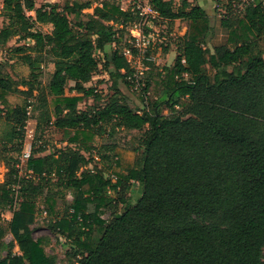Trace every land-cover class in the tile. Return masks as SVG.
<instances>
[{"label": "trees", "instance_id": "16d2710c", "mask_svg": "<svg viewBox=\"0 0 264 264\" xmlns=\"http://www.w3.org/2000/svg\"><path fill=\"white\" fill-rule=\"evenodd\" d=\"M2 1L8 25L0 30V44L13 37L30 39L37 56L53 60L48 87L53 124L71 131L70 143L88 151L91 147L82 135L102 133L107 126L146 129L142 152L123 179L94 171L77 175L88 160L72 149L42 157L33 150L27 169L38 180L21 185L25 193H20L10 222L19 253L0 259V264H53L29 229L33 197L42 179L53 174L63 177L72 197L71 214L56 220L53 229L71 239L79 257L76 264H264V48L259 43L264 37V0H249L241 14L224 17L226 43L212 52L202 49L208 15L199 5L178 0L175 9V0H146L160 19L189 21L195 30L180 38L173 66L158 70L146 62L149 78L142 92L150 110L141 114L119 91L90 113L77 110L82 99L78 94L94 92L84 84L98 70L95 51L105 54L106 46L114 44L105 54L106 72L116 80L132 75L121 38L125 25L138 21L136 15L122 12L115 1L103 2L73 31L68 16L97 0L74 2L61 10L51 4L35 8L33 0ZM35 24L50 25L51 32L35 31ZM24 63L32 73L39 60L26 55ZM68 82H73L77 96L65 94ZM15 85L0 74V103L10 124L7 140L22 143L29 103L6 105V96L18 92ZM163 107L169 115L161 114ZM123 181L137 182L140 196L134 204L122 202L111 219H101L102 205L111 203L106 193H117ZM15 192L6 183L0 185V198L12 202ZM88 204L94 205L92 212Z\"/></svg>", "mask_w": 264, "mask_h": 264}, {"label": "rangeland", "instance_id": "374dc122", "mask_svg": "<svg viewBox=\"0 0 264 264\" xmlns=\"http://www.w3.org/2000/svg\"><path fill=\"white\" fill-rule=\"evenodd\" d=\"M89 0H33L35 8L46 4L56 5L60 10L65 5H71L74 2L84 3ZM115 0H97L92 1L87 9H83L77 15H69L68 19L73 31H78L79 25L86 23L93 16L94 7H101L102 3H113ZM192 5H199L208 15L207 33L202 45L210 52L213 48L225 42L227 33L221 26V20L224 17H231L241 14L249 0H189ZM115 3H117L115 1ZM180 1L175 0L173 7L176 9ZM120 6V4H119ZM3 1L0 0V30L7 27L8 19L3 12ZM30 16L33 13L25 11ZM138 21L125 25V31L121 38V44L124 51H131L133 62L129 64L134 73V68L142 61L147 70H144L141 76H130L116 80L108 75L104 64L106 62L105 54L111 53L115 49L114 44L107 45L105 54L99 51L94 52L98 62V70L91 80L84 84L86 89H92L93 95L82 96L77 104V110L80 112H91L97 107H102L108 99L119 91L120 95L138 114L149 111L148 96L142 92L145 81L148 80V66L146 62L154 64L158 70L166 66H173L177 56V47L180 38L186 37L195 29L189 21L174 20L168 21L157 19L149 23L148 26H141V31L145 38L149 39V44L145 50V58L141 60L138 51H135L134 39L138 35L135 27ZM114 28H118L113 25ZM197 26L195 28H199ZM139 28V27H136ZM35 31L43 34L51 32L50 25L35 24ZM133 38V39H132ZM260 46L264 48V37H261ZM22 47L30 50L18 51ZM34 42L30 39H19L13 37L6 44H0V74L10 78L16 85L17 93L7 95L6 105L10 108L25 106L27 119L23 128L22 143L17 139L8 142L7 136L10 131V124L5 121V105L0 103V185L4 183L10 185L15 191L12 202L0 198V259L9 254H18V248L15 245L14 238L10 233V222L12 212L18 209L21 202V195L25 192L20 191L21 185L25 187V182H35L33 176L28 177L25 167L21 164L20 155L28 143L31 144V153L34 150L38 157L57 154L59 151L72 149L81 153L88 164L81 166L77 171L79 175L83 171L99 172L105 178H122L128 170L133 167L142 152V131H128L121 128H110L107 126L105 131L92 136L82 135L85 138L83 142L90 145V150L85 151L80 143H70L71 131L56 128L52 118L54 108L53 100L49 94V83L54 70L53 60L33 51ZM129 51V53H130ZM122 52V53H123ZM30 55L33 59L38 57L39 63L35 65L34 72L24 63V57ZM128 58V57H127ZM126 58V59H127ZM129 59V58H128ZM141 62V63H142ZM129 63V62H128ZM230 70V68H229ZM206 73L212 75L213 70L209 66L205 67ZM186 78V76H184ZM31 90L29 92V90ZM73 82H68L65 86V94L68 96H77L72 90ZM162 115H169L168 108L163 107ZM50 117V121L47 120ZM20 163V164H19ZM14 170L12 174L10 171ZM16 179V183H11ZM24 181V182H22ZM34 184V183H33ZM9 187V186H8ZM21 193V194H20ZM141 193V187L137 182H124L117 189V193L107 192L105 197L111 201L109 205H102L100 213L101 219L107 221L111 219L113 213H118L122 209V202L134 204ZM21 197V196H20ZM34 220L29 226L31 236L34 240H39L45 254L50 258L53 264H76L78 256L75 254L76 248L71 239L63 237L53 229L54 222L62 216H68L72 212V197L65 188L63 177L56 175L47 176L39 184V191L34 195ZM50 206H53L51 209ZM93 204H88V211L92 212Z\"/></svg>", "mask_w": 264, "mask_h": 264}, {"label": "built area", "instance_id": "2783aa9c", "mask_svg": "<svg viewBox=\"0 0 264 264\" xmlns=\"http://www.w3.org/2000/svg\"><path fill=\"white\" fill-rule=\"evenodd\" d=\"M115 1L117 2L118 5L120 4L119 8L122 12H128V13L134 14L138 18V23H137L138 26L136 27H139V28L135 27L138 35L134 39L135 41H134L133 46L135 47L134 48L135 51H138V53L140 54V57L142 60L143 58L146 57L145 50H146L147 45L149 44V39L145 38L140 27L141 26L149 27V23H152V21L154 20L160 19V16L158 12L155 11V9L146 0H115ZM30 13H33V12H30ZM30 16H33V15H30ZM129 51H124L123 56L125 58L127 57L129 58V59L127 58L126 60L130 64L134 60H133V57L129 56V54L132 55L131 51L130 53ZM142 61H139L140 63L137 65V67H133L135 70L134 73L136 74L135 75L136 77L141 76L143 71L147 70L146 67L144 66L145 63H143ZM20 156H21L20 157L21 164L23 165V167H25L27 176L31 177L32 172L27 169V162L29 158L31 157V144L28 143L27 145H25V148L22 151Z\"/></svg>", "mask_w": 264, "mask_h": 264}, {"label": "crops", "instance_id": "0c3cea01", "mask_svg": "<svg viewBox=\"0 0 264 264\" xmlns=\"http://www.w3.org/2000/svg\"><path fill=\"white\" fill-rule=\"evenodd\" d=\"M226 40H227V36H226L225 42H224V43H222L221 45H224V44L226 43ZM219 46H220V45H219Z\"/></svg>", "mask_w": 264, "mask_h": 264}]
</instances>
